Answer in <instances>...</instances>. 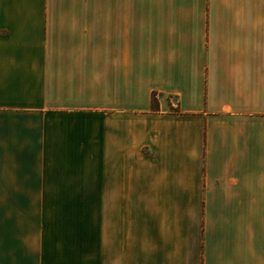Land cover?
<instances>
[{"label":"crops","instance_id":"0c3cea01","mask_svg":"<svg viewBox=\"0 0 264 264\" xmlns=\"http://www.w3.org/2000/svg\"><path fill=\"white\" fill-rule=\"evenodd\" d=\"M0 264H264V0H0Z\"/></svg>","mask_w":264,"mask_h":264},{"label":"trees","instance_id":"16d2710c","mask_svg":"<svg viewBox=\"0 0 264 264\" xmlns=\"http://www.w3.org/2000/svg\"><path fill=\"white\" fill-rule=\"evenodd\" d=\"M152 105L154 109H158L159 107V99L156 94L153 95Z\"/></svg>","mask_w":264,"mask_h":264}]
</instances>
